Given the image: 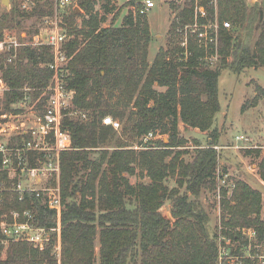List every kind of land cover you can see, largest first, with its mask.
I'll use <instances>...</instances> for the list:
<instances>
[{"label": "trees", "instance_id": "obj_1", "mask_svg": "<svg viewBox=\"0 0 264 264\" xmlns=\"http://www.w3.org/2000/svg\"><path fill=\"white\" fill-rule=\"evenodd\" d=\"M73 1L74 6L61 14V26L68 34L64 47L69 58L67 85L75 92L73 105L86 112L88 119L63 120V129L72 138V150L60 155L61 264H220L218 236L242 240V246H247L241 230L252 229L257 241L264 243L258 189L236 181L229 199L225 198L226 190H221V228L214 235L204 208L196 201L202 190L217 188L214 147L219 133L213 127L220 111L221 70L239 74L264 67V0L254 4L248 0H215V4L202 0L208 18L201 23L213 21L216 13L220 24L226 20L232 25L231 30L219 27L216 69L204 60V49L192 38L186 57L178 45L177 29L193 23V0H185L181 8L172 6L176 14L167 31V48H160L151 64L148 20L136 11L140 0H127L119 8L115 0ZM125 8H129L127 14L116 26ZM107 15H111L109 24L103 26ZM52 16L53 0H33L30 10L21 9L15 0L1 15L0 41L7 34L23 40L16 33L21 20ZM236 29L245 36L244 42L234 35ZM14 55L13 62L5 65ZM52 60L47 46H21L0 53V78L8 89L3 93L2 112L20 113L13 107L25 98L32 109H43L47 100L43 90L53 77L47 67ZM257 101L255 98L253 105ZM106 116L123 122L122 133L140 140L141 148L98 149L114 132L102 124ZM180 123L209 137L204 148L197 145L189 162L183 160L184 152H174L187 143L180 136ZM149 133L166 135L168 142L154 139L142 144V137ZM255 152L257 156L260 153ZM93 154L98 156L93 158ZM30 165H35L33 158ZM135 166L146 172L149 184H130ZM169 175H177L180 187L185 186L194 200L169 189L164 183ZM258 176L264 183V153ZM9 182L7 173L0 171V187ZM165 201L172 202L170 219L160 212ZM24 211L32 214L36 227L57 225L56 212L34 193L24 194L22 200L16 192L4 193L0 220L10 218L11 212ZM52 251V245L40 251L29 243L14 242L0 248V264H57ZM230 253L238 257V264H251L242 259L240 248Z\"/></svg>", "mask_w": 264, "mask_h": 264}, {"label": "built area", "instance_id": "obj_2", "mask_svg": "<svg viewBox=\"0 0 264 264\" xmlns=\"http://www.w3.org/2000/svg\"><path fill=\"white\" fill-rule=\"evenodd\" d=\"M72 3L74 4L73 0H55L57 14L58 11L64 13L65 8ZM212 3L215 4V0ZM154 7L153 0H142L136 11L145 16ZM57 16L59 17V15ZM207 18L208 13L202 0H193V23L177 29L178 45L184 50L185 57L188 54V42L192 38L199 47L204 49L205 61H216L219 27L221 26L224 30H231L232 25L229 21H222L220 24L216 13L213 21L200 22V20L206 21ZM67 41V30L64 27L57 28V26L50 33L41 32L34 35L30 42L20 40L15 34H7L0 41V53L12 49L16 51L21 46H47L53 56V60L47 65L53 72V77L48 87L43 90L47 100L42 110L32 109L35 112L33 120L29 123L21 122L19 126H16L8 121L11 119L10 114L15 113L0 110V171L7 173L10 180L8 185L1 184L0 207L5 192H16L19 195V200H22L26 193H34L36 197L45 202L50 210L55 211L58 217L55 227L43 228L32 225L33 217L30 212L24 211L22 214L11 212L10 218L5 216L0 220V234L2 236L0 248L5 249L14 242H26L42 251L52 245L53 256L57 259L60 258L61 251L59 224V215L62 209L59 180L60 155L72 150V138L70 133L63 129V120L70 118L82 122L88 119L86 112L77 110L73 105L75 92L69 89L67 85L69 58L64 49ZM14 58L15 55L9 57L5 65L11 64ZM6 90L8 89L0 78V93L3 94ZM24 90L28 91L27 89ZM102 124L110 126L114 130H117L120 125L110 116L104 117ZM157 136L158 134L149 133L144 137L143 142L156 139ZM238 139L243 140V137ZM31 158L35 160L34 166L30 165ZM216 181V198L220 204L221 190L224 189L227 195H231L234 184H228L226 177L218 171L216 172ZM242 233L247 241L255 242L257 240V235L252 229H243ZM255 247L257 251H254L253 255H250V252L247 256L243 253L244 257L248 258L251 264H264V243Z\"/></svg>", "mask_w": 264, "mask_h": 264}, {"label": "rangeland", "instance_id": "obj_3", "mask_svg": "<svg viewBox=\"0 0 264 264\" xmlns=\"http://www.w3.org/2000/svg\"><path fill=\"white\" fill-rule=\"evenodd\" d=\"M1 1L2 0H0V18L1 15L5 11L10 10L12 4L15 3V0L14 2L13 0H8L9 5L6 6L3 5ZM53 1L54 16L45 19L29 18L21 20V27L18 28L19 30L16 33H19L17 35H19V37L22 38L24 42L31 41V38L34 36V34L31 32H34V30L39 32L36 34L38 35L41 32L50 33V31H52L55 26H57V28L62 27L60 22L62 19V13L58 11L57 14L55 10V0ZM126 1L127 0H115V4L119 8ZM141 1L142 0H140L138 3L140 4ZM153 1L155 3V7L145 15L148 20L151 33V40L148 49L149 64L153 62V59L160 48H167V31L176 14L172 6H179L181 8L185 0ZM258 1L259 0H248L250 4H254ZM16 4L21 9L30 10L33 6V0H16ZM72 4L65 8V13L72 6H74V4ZM128 9L125 8L122 10L119 19L115 23L116 26L120 25L122 17L127 14ZM96 10H99L101 13L99 6L96 7ZM57 15H59V17ZM110 18L111 15H107V21L105 24H103V26L109 24ZM80 22L81 19L79 18L77 20V24H80ZM234 35L236 37L239 36L238 41L244 42L245 36L239 33V29L234 31ZM219 60L220 57L218 55L216 61L211 62L207 60L206 62L212 69H216L219 66ZM155 88L160 92L165 91V88L163 87ZM255 98H257L258 101L257 104L253 105V100ZM218 100L220 104V111L216 115L213 127L219 133L217 146L214 147L217 152L216 170L221 175L226 177L228 184H234L236 181H244L252 188L258 189L262 195L261 217H264V183L260 181L258 176V164L264 153V67L258 69L250 68L239 74H235L228 69L221 70L218 80ZM29 102L30 101L27 98L26 100H23L15 105L13 108L20 110L21 112L16 115L10 114L11 119H8V121L15 124L16 126H19L21 122H31L35 112L32 110ZM3 105V94L0 93V110H2ZM243 106H245L244 110ZM120 124L121 125H119V128L112 132L107 142L104 145H101L98 149L113 150L118 146L134 150L141 148V145L138 144L140 140L130 138L129 135L122 133L121 129L123 122H120ZM179 130L180 136L184 138L187 143L184 144L183 147L175 148L174 152H184L182 158L184 161L189 162L192 159L195 150L198 148L197 145H199V148H204L209 137L206 133H202L194 129L192 130L191 128H186L181 123L179 124ZM241 136L243 137V140L238 139ZM141 140L143 142L144 137H142ZM155 140H162L164 144L168 142L166 135H158ZM144 143L145 142L142 144ZM255 151L260 152L258 156L256 155ZM97 156L98 154L92 155L93 158ZM134 170V174L129 177L130 184L135 185L137 183H150L145 171L136 166L134 167ZM164 183L169 189L178 191L180 195L186 193L190 200H194V198L185 191V186L180 187L177 175H169ZM225 198L229 199L230 195H227ZM196 201L201 204L209 218L208 227L210 234H219V230L221 228L220 216L222 214V206L220 208V204H218L216 191L202 190L199 198H197ZM171 208L172 202L165 201L160 209V212L165 218L170 219ZM242 230L241 234L243 236ZM245 232L247 233L246 230ZM217 241L220 245V264H222V262H225V264H238V257L232 256L230 253L231 251H235L240 248L241 252L246 256L249 252L250 255H253L252 253L257 251L255 246L262 243L257 240L255 242L248 241V246H242V240L236 241L231 238L223 239L221 236H218ZM98 249L99 244L97 238L95 240V254L97 257ZM54 259L56 260L57 264H61V258L57 259L54 256ZM242 259L248 258L243 257Z\"/></svg>", "mask_w": 264, "mask_h": 264}, {"label": "water", "instance_id": "obj_4", "mask_svg": "<svg viewBox=\"0 0 264 264\" xmlns=\"http://www.w3.org/2000/svg\"><path fill=\"white\" fill-rule=\"evenodd\" d=\"M2 2V4L3 5H6V6H8L9 4H8V0H2L1 1ZM77 12H79V10L77 9Z\"/></svg>", "mask_w": 264, "mask_h": 264}]
</instances>
